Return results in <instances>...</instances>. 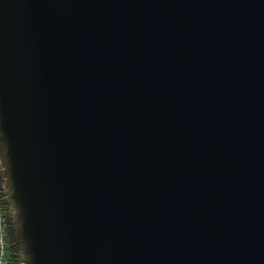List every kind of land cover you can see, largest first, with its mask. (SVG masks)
Returning a JSON list of instances; mask_svg holds the SVG:
<instances>
[{
  "label": "water",
  "instance_id": "obj_1",
  "mask_svg": "<svg viewBox=\"0 0 264 264\" xmlns=\"http://www.w3.org/2000/svg\"><path fill=\"white\" fill-rule=\"evenodd\" d=\"M0 161L24 264H264V0H0Z\"/></svg>",
  "mask_w": 264,
  "mask_h": 264
},
{
  "label": "built area",
  "instance_id": "obj_2",
  "mask_svg": "<svg viewBox=\"0 0 264 264\" xmlns=\"http://www.w3.org/2000/svg\"><path fill=\"white\" fill-rule=\"evenodd\" d=\"M3 189V183L0 181V264H14L7 240L9 221L14 216L12 207L3 200Z\"/></svg>",
  "mask_w": 264,
  "mask_h": 264
},
{
  "label": "trees",
  "instance_id": "obj_3",
  "mask_svg": "<svg viewBox=\"0 0 264 264\" xmlns=\"http://www.w3.org/2000/svg\"><path fill=\"white\" fill-rule=\"evenodd\" d=\"M4 173L2 171V165L0 161V181L3 183L4 181ZM4 185V184H3ZM3 200L5 203L8 204V206H11V201L6 193V189L4 187L3 189ZM10 224L7 228V240H8V248L10 250V255L12 256V260L14 261V264H24L23 263V257H22V250L23 245L22 241L19 238L18 230H17V220L14 218L10 219Z\"/></svg>",
  "mask_w": 264,
  "mask_h": 264
}]
</instances>
